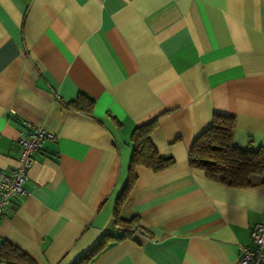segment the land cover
Listing matches in <instances>:
<instances>
[{
    "label": "crops",
    "instance_id": "0c3cea01",
    "mask_svg": "<svg viewBox=\"0 0 264 264\" xmlns=\"http://www.w3.org/2000/svg\"><path fill=\"white\" fill-rule=\"evenodd\" d=\"M79 94L90 111L71 106ZM213 111L234 116L235 146L264 148V0H0V166L14 167L32 128L56 136L33 153L0 243L71 264L118 234L130 133L155 119L151 141L173 164L138 166L121 211L150 235L110 241L87 264H239L264 221V180L238 187L188 165Z\"/></svg>",
    "mask_w": 264,
    "mask_h": 264
},
{
    "label": "trees",
    "instance_id": "16d2710c",
    "mask_svg": "<svg viewBox=\"0 0 264 264\" xmlns=\"http://www.w3.org/2000/svg\"><path fill=\"white\" fill-rule=\"evenodd\" d=\"M70 104L79 110L90 111L93 100L79 94ZM155 124V119H151L135 125L130 133L132 152L127 166V178L113 206V223L119 233L102 234L96 243L78 255L71 264H87L110 241L136 240L138 234L150 235L149 230L141 225L138 215L124 216L121 211L137 180L138 166L158 172L173 164L172 157L159 155L151 141L150 135ZM233 126L232 114L213 111L208 127L194 137L191 143L187 153L188 165L201 169L212 180L238 187L250 184L251 174L259 175L264 180V148L252 150L235 146L231 142ZM0 262L36 264L26 252L6 240L0 243Z\"/></svg>",
    "mask_w": 264,
    "mask_h": 264
},
{
    "label": "built area",
    "instance_id": "2783aa9c",
    "mask_svg": "<svg viewBox=\"0 0 264 264\" xmlns=\"http://www.w3.org/2000/svg\"><path fill=\"white\" fill-rule=\"evenodd\" d=\"M53 132L34 127L18 138L16 164L5 169L0 166V217L5 215L11 198L25 193L24 181L33 164V153L46 139H55ZM249 245H240L239 264H264V221L254 223L249 230Z\"/></svg>",
    "mask_w": 264,
    "mask_h": 264
}]
</instances>
